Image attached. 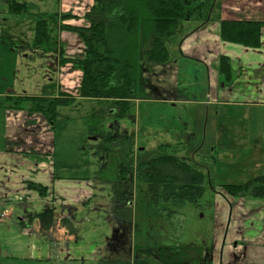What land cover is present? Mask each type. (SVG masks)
<instances>
[{
	"label": "rangeland",
	"instance_id": "374dc122",
	"mask_svg": "<svg viewBox=\"0 0 264 264\" xmlns=\"http://www.w3.org/2000/svg\"><path fill=\"white\" fill-rule=\"evenodd\" d=\"M6 1L0 0V11L6 8ZM67 1L74 2L67 4L66 9H74L81 17L89 9L88 0ZM91 3L94 5V1ZM23 17L0 13V21L12 22ZM38 19L29 16L27 30L21 32L5 23V39L14 41L16 46L22 40L32 47V30ZM48 22L59 24L52 16ZM56 33L55 29L54 36ZM68 39L71 44L65 46V51L69 55L84 53V45L77 35ZM180 40L178 32L167 43L170 61L166 65L144 60L143 68L152 74H143L138 99L127 116L117 118L115 110L104 108L98 100L78 98L73 104L60 106L56 119L48 121L55 128L57 150L74 166L65 171L66 175L86 178L93 192L85 203L71 210L49 207L54 211V236L52 240L46 235L44 243L47 247L57 246L55 241L59 243V260L49 264H242L239 257L230 263L212 261L218 239V216L222 205L233 201L221 186L241 185L264 175V104L208 107L192 101L201 96L205 85L202 76L196 78L201 75L200 67H186L192 65L188 62H183V67L178 61H171L179 58ZM16 56L8 52L0 54V74L11 70L13 76L17 71V79L25 81L24 86L26 83L33 86L45 76L47 70L42 69L39 54L34 62H25L19 54ZM55 57L58 59V55ZM68 64L60 67L59 73L70 81L68 85L72 88L59 85V93L78 96L77 81L82 72ZM146 77L150 86H146ZM157 155L179 158L204 174L205 190L196 204L173 214H169L171 207L167 203L157 208L152 206L147 185L136 177V166L141 158ZM128 183L132 186V200L121 204L118 202L120 189L124 190ZM244 199L248 206L252 204L251 208L264 201ZM13 207L14 216L21 214L22 202L14 201ZM33 208L40 214L48 207L41 201ZM64 219L75 227V235L63 226ZM34 221L35 228L40 229L38 218ZM57 226L65 232L56 233ZM222 229L223 226L221 238ZM64 249L70 254L66 258Z\"/></svg>",
	"mask_w": 264,
	"mask_h": 264
},
{
	"label": "crops",
	"instance_id": "0c3cea01",
	"mask_svg": "<svg viewBox=\"0 0 264 264\" xmlns=\"http://www.w3.org/2000/svg\"><path fill=\"white\" fill-rule=\"evenodd\" d=\"M9 1L13 0H7L6 8L0 13L24 17L12 22L8 19L0 21V54L6 55L8 52L14 58L19 54L25 62H34L39 54L42 69L47 71L33 86H28L27 83L24 86L25 81L17 79V71L13 76L11 70L7 74H0V200L5 202L3 211L9 213L5 220L0 221V264H49L59 260V243L55 241L57 246L45 245V236L50 235L53 240L54 233L53 230L43 232L41 226L40 229L35 228L36 222L29 220L31 216L39 214L33 205L42 201L46 207L52 206L56 209L59 206L71 210L85 203L86 198L93 192L88 187L86 178H72L66 175L65 171L74 169V166L69 158H65V155L57 150L53 134L55 128H51L52 124L49 125L42 114L31 111L32 104L27 99H54L59 97L60 86L72 88L68 85L70 81L65 80L63 74L59 73L60 67L70 64L61 66L59 58L61 55L72 58L83 55V52L69 55L65 51V46L71 44L69 36L76 35L60 29V16L72 14L77 18L69 19L66 24L88 26L84 14L92 8L91 2L94 0H88L89 9L83 17L74 9H66L67 4L74 1L68 3L67 0H14L28 7V12L20 15L8 11ZM220 3L226 4L221 8ZM202 11L193 19L186 20V23H180L178 32L181 40L177 48L179 58L171 60H174L173 63L178 61L181 65L183 62L192 63L186 67H200L201 75L196 78L203 77L205 88L200 93L201 96L192 101L204 103L208 107L242 103L264 104V0H212L211 6ZM29 16L39 18L37 22H48V18L52 16L59 22L58 25L48 22L51 37L46 46L36 44V24L32 30V47L22 40L20 46H16L14 41L5 39V23L21 32L22 29L27 30ZM225 20L261 22V47L247 48L223 42L219 32L220 23ZM65 35H68V38ZM57 55L58 59L55 57ZM223 56L228 57L232 64V78L229 81L218 72L220 58ZM53 58L57 61L54 62ZM144 73H149L147 68ZM81 80L82 77L77 81L76 93H79ZM145 83L150 86L147 77ZM18 87H22V90H17ZM30 184L46 187L47 196L40 197L35 190L29 188ZM219 194L220 191L218 196ZM230 198L233 201L222 205L220 217L218 216V239L215 240L212 261L230 263L239 257L242 264H264V201L251 208L252 204L248 206L244 198ZM14 201L22 202L23 210L17 216L13 215ZM37 225H40V222H37ZM221 226L224 232L222 238ZM64 232L63 228L57 226L56 233ZM62 251L65 258L70 255L69 250Z\"/></svg>",
	"mask_w": 264,
	"mask_h": 264
},
{
	"label": "trees",
	"instance_id": "16d2710c",
	"mask_svg": "<svg viewBox=\"0 0 264 264\" xmlns=\"http://www.w3.org/2000/svg\"><path fill=\"white\" fill-rule=\"evenodd\" d=\"M211 4L212 0H94V5L84 15L88 26L66 24L77 16L61 15L60 29L77 35L84 45L83 55L72 58L61 55L60 61L61 66L71 63L82 72L79 93L78 96L60 93L54 99H27L32 104L31 111L41 113L52 122L60 106L86 98L98 100L104 108L115 110L117 118L127 116L138 99L144 60L166 65L169 61L167 43L178 33L180 23L193 19ZM9 12L25 14L28 7L24 3L9 1ZM262 26L261 22L225 20L220 23L219 36L226 43L260 48ZM49 28L46 20L36 23L35 41L38 46L49 43ZM231 71V60L221 57L218 65L221 77L231 80ZM122 173L125 176L126 171ZM136 177L147 185L152 206L157 208L167 203L171 207L169 214L196 204L205 190L204 174L172 156L141 158L136 166ZM123 180L127 179L123 177ZM128 184L124 190L120 189L122 193L118 202L121 204L132 200V186ZM29 188L42 198L47 196L46 187L40 184H30ZM221 188L233 198L264 199V175L241 185H224ZM53 213V209L48 207L29 220L38 218L41 230L50 232L55 227ZM62 223L71 235H75V227L68 219Z\"/></svg>",
	"mask_w": 264,
	"mask_h": 264
},
{
	"label": "built area",
	"instance_id": "2783aa9c",
	"mask_svg": "<svg viewBox=\"0 0 264 264\" xmlns=\"http://www.w3.org/2000/svg\"><path fill=\"white\" fill-rule=\"evenodd\" d=\"M4 203L0 201V221H3L6 219L7 215L5 212H3Z\"/></svg>",
	"mask_w": 264,
	"mask_h": 264
}]
</instances>
